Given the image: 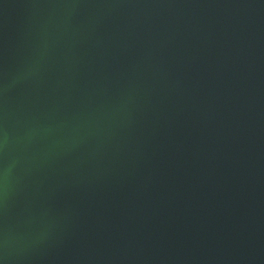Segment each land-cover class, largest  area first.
Segmentation results:
<instances>
[{"label": "water", "instance_id": "95a60500", "mask_svg": "<svg viewBox=\"0 0 264 264\" xmlns=\"http://www.w3.org/2000/svg\"><path fill=\"white\" fill-rule=\"evenodd\" d=\"M0 264H264V0H0Z\"/></svg>", "mask_w": 264, "mask_h": 264}]
</instances>
